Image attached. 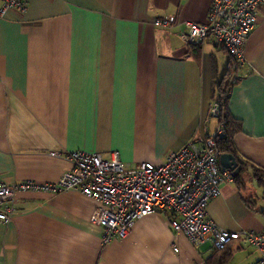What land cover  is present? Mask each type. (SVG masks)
I'll return each instance as SVG.
<instances>
[{
  "label": "crops",
  "instance_id": "1",
  "mask_svg": "<svg viewBox=\"0 0 264 264\" xmlns=\"http://www.w3.org/2000/svg\"><path fill=\"white\" fill-rule=\"evenodd\" d=\"M0 16V181L57 180L69 152L118 151L129 168L217 133L212 86L228 55L211 39L180 37L204 22L211 0H23ZM1 6V3H0ZM173 16L170 28L153 20ZM228 108L241 121L240 158L264 169V6L243 46ZM57 152L60 156H52ZM220 184L207 207L218 227L264 230V185L250 169ZM14 213L0 222V264H206L210 243L195 248L151 213L107 244L90 221L97 203L78 190L17 191ZM226 264H254L243 239Z\"/></svg>",
  "mask_w": 264,
  "mask_h": 264
},
{
  "label": "built area",
  "instance_id": "2",
  "mask_svg": "<svg viewBox=\"0 0 264 264\" xmlns=\"http://www.w3.org/2000/svg\"><path fill=\"white\" fill-rule=\"evenodd\" d=\"M0 3V16L7 9L26 10L23 0H0ZM262 6L264 0H211L206 20L186 22L180 37L192 46L211 39L236 63H242L244 43ZM175 22L173 16L166 15L154 19L153 25L165 29ZM210 113L217 116L216 102ZM51 155L60 156L57 152ZM65 157L71 168L55 181L23 180L9 184L0 181V222L11 219L17 191L55 193L74 189L97 203L90 221L101 227L103 244L125 237L136 220L155 213L166 217L172 231L182 233L195 248L208 242L214 250H220L234 240L243 239L258 253L254 264H264V230H225L207 218L208 204L220 195V184L233 180L232 171L219 164L212 136L190 141L170 152L161 163L144 161L135 168L127 167L116 150L107 157L83 150L69 152Z\"/></svg>",
  "mask_w": 264,
  "mask_h": 264
},
{
  "label": "trees",
  "instance_id": "3",
  "mask_svg": "<svg viewBox=\"0 0 264 264\" xmlns=\"http://www.w3.org/2000/svg\"><path fill=\"white\" fill-rule=\"evenodd\" d=\"M220 47L225 51L222 46ZM225 53L229 57L226 69L218 80L214 79L212 86L211 103L213 104L216 102L218 104V114L214 118L217 120L218 129H221L220 134L216 133L212 135L215 141V150L218 153V156L222 153H230L235 157L240 166V172L236 175L232 174V178L239 186L242 185L241 189L244 188L242 172L248 169L252 171L253 177L258 184L264 185V169L248 159L240 158L234 145V135L241 129L242 125L240 120L232 116L228 108V102L231 87L239 78L238 72L241 63H236L228 52L225 51ZM230 244L224 249L214 250L206 264H226L230 259Z\"/></svg>",
  "mask_w": 264,
  "mask_h": 264
},
{
  "label": "water",
  "instance_id": "4",
  "mask_svg": "<svg viewBox=\"0 0 264 264\" xmlns=\"http://www.w3.org/2000/svg\"><path fill=\"white\" fill-rule=\"evenodd\" d=\"M219 164L222 168H226L232 171L233 175L240 172V166L235 157L230 153H222L219 155Z\"/></svg>",
  "mask_w": 264,
  "mask_h": 264
},
{
  "label": "rangeland",
  "instance_id": "5",
  "mask_svg": "<svg viewBox=\"0 0 264 264\" xmlns=\"http://www.w3.org/2000/svg\"><path fill=\"white\" fill-rule=\"evenodd\" d=\"M211 4V3H210ZM189 45V44H188ZM234 67V66H233ZM213 118V117H212ZM8 184V183H7Z\"/></svg>",
  "mask_w": 264,
  "mask_h": 264
},
{
  "label": "bare ground",
  "instance_id": "6",
  "mask_svg": "<svg viewBox=\"0 0 264 264\" xmlns=\"http://www.w3.org/2000/svg\"><path fill=\"white\" fill-rule=\"evenodd\" d=\"M226 51V50H225Z\"/></svg>",
  "mask_w": 264,
  "mask_h": 264
}]
</instances>
